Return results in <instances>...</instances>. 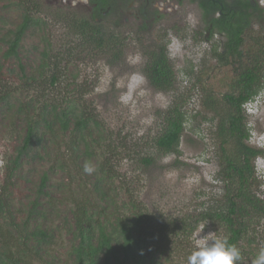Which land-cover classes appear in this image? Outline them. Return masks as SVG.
Here are the masks:
<instances>
[{"label":"rangeland","instance_id":"obj_1","mask_svg":"<svg viewBox=\"0 0 264 264\" xmlns=\"http://www.w3.org/2000/svg\"><path fill=\"white\" fill-rule=\"evenodd\" d=\"M114 1L118 2L115 14L93 20V0H0V91L11 93L0 100V198L11 217L8 214L0 222L19 223L24 229L10 241L20 240L21 246L15 248L26 264H74L73 208L85 200L92 211L106 210L111 221L116 213L141 218L143 235H148V247L160 264H187L195 233L209 244L228 235L223 223L200 219L203 211L222 203L224 182L218 180L222 158L224 152L235 153L234 142L224 141L219 129L220 121L233 112L223 96L239 91L231 87L234 69L213 55L214 46L222 50L224 38L205 37L196 3L154 0L153 7L162 16L152 19L137 14L144 0ZM259 3L264 7V0ZM25 13L37 22L27 31L19 56L6 58L8 44L3 36L22 22ZM86 20L90 24L82 32ZM95 21L103 32H115L123 39L119 58L113 59L108 42L98 45L92 33ZM255 22L245 52L257 45L253 36L264 42V21ZM161 42L168 45L176 70L170 90L156 89L143 74L151 47ZM32 73L35 82L30 80ZM47 74L59 75L55 86L44 78ZM208 96L217 100L215 108L205 106ZM45 100L49 106L60 104L70 110L78 106L80 115V109L88 113L90 136L85 140L89 139L90 148L81 141L73 149L68 141L73 123L65 133L57 123L55 135L43 123L38 142L21 155L9 179L6 170L23 145L27 118L38 113ZM177 104L186 113L180 154H166L155 142L166 111ZM244 113L250 134L247 143L264 150V85L244 106ZM86 162L95 168L91 174L83 171ZM253 164L252 190L264 199V154ZM44 176L45 187L39 193ZM98 183L107 192L106 200L95 189ZM35 201L38 205L30 214ZM180 220L197 226L186 233L173 224ZM248 221L241 264H252L264 247V214H253ZM37 228L48 229L52 236L39 253L37 239L30 240V246L20 239Z\"/></svg>","mask_w":264,"mask_h":264},{"label":"trees","instance_id":"obj_2","mask_svg":"<svg viewBox=\"0 0 264 264\" xmlns=\"http://www.w3.org/2000/svg\"><path fill=\"white\" fill-rule=\"evenodd\" d=\"M109 1L94 0L97 3V9L92 11L93 20L99 17L108 18V16L116 13L117 9L106 11V13L101 11L100 8L105 7ZM191 2L194 3L195 0H191ZM198 3L202 15L201 19L206 26L205 37L213 40L216 35H221L224 38L222 50L214 46V58L222 65H231L235 76L231 82V87L234 89L235 86L239 90L237 93L234 91L227 92L223 96L224 101L233 109V112L229 114L226 120H221L219 123L220 135L227 143L233 141L235 148L233 155L224 152L222 158L223 163L218 180H222L221 183L224 182L223 200L220 205L212 206V208L203 211L200 219L223 223L228 230V243L237 246L242 257H244L245 250L241 241L244 240L249 229L248 219L250 220L253 214H264V199H260L255 193L256 191L253 192L252 190L256 180V168L253 161L264 154V150L247 143L250 134L244 113V105L253 100L264 85V42L262 39L253 36L257 45L249 52H245L244 44L249 31L253 29L256 23L255 21H264V7L254 0H199ZM104 9L106 10V8ZM155 13L162 16L158 10ZM154 14L149 11L148 16L157 18ZM35 22L37 21L33 20L30 13H25L22 22L3 36V41L8 44L5 52L6 58L19 56L21 43ZM95 22V25L92 26V33L95 35L98 45L108 42L113 59L119 58L123 52L120 45L123 39L116 36L115 32L110 34L106 31L103 32L105 29L101 28L97 21ZM83 24L81 31L87 32L85 30L86 24H90V21L86 20ZM208 32L209 36L207 37ZM149 52L150 55L145 63L143 74L156 89L170 90L176 80V70L169 58L167 44L156 43ZM44 67L45 64L42 66V70ZM42 70L39 72L40 76ZM29 77L33 82L36 81L34 73L30 74ZM44 78L49 80L51 86H55L59 81L58 74H47ZM0 93H3L0 94V100H6L11 94L9 89L1 90ZM216 102L217 100L211 96L204 100L205 106L210 108H215ZM47 103L49 101L45 100V105L39 109V112L27 118L28 130L23 145L11 167L8 166L6 170V176L9 179L19 166L21 155L38 142V131L43 123L52 135L57 133V123L60 124L63 133L73 123L68 140L72 143L73 149L81 146V141L85 143L86 149L90 148L89 139L85 140V136L88 138L90 136V118L85 116L87 112L80 109L82 112L80 115L77 112L78 106L70 110L65 105L51 104L49 106ZM94 123L99 124L97 119L94 120ZM185 123L186 113L181 104L169 108L166 111L161 133L156 138L155 144L158 150L166 154L179 155ZM92 131L90 129V132ZM223 150L226 151L224 146ZM147 163H151V159H147ZM101 172L106 178H109L107 168L101 169ZM46 178L44 176L42 179L39 193L43 192ZM95 189L100 193L103 200L107 199V192L101 189L100 183L95 186ZM37 205L38 203L35 201L30 214L35 212ZM88 205V201L85 200L77 203L75 209L73 208L75 222L72 233L77 238V242L73 244L71 251L74 256V264H160L153 257L152 249L148 247V235H143L141 218L137 217L135 220L130 216L116 213L117 215L111 221L106 210L99 213L95 207L92 211ZM5 210L8 213L4 214ZM6 215L11 217V212L7 208L5 199L0 198V220ZM6 224L0 222V243L2 245H0L2 248V250L0 249V264H26L24 256L15 248L21 246L20 240L10 241L12 235L18 234L20 229L23 233L24 229L20 228L19 223H8V226ZM173 224L186 233H191L197 226H192L187 220H180ZM47 230L46 228H37L21 235L20 239L25 243V246H30V240L37 239L36 252L39 253L42 246L52 240V236L48 234ZM241 262L243 261L241 260L240 264Z\"/></svg>","mask_w":264,"mask_h":264},{"label":"clouds","instance_id":"obj_3","mask_svg":"<svg viewBox=\"0 0 264 264\" xmlns=\"http://www.w3.org/2000/svg\"><path fill=\"white\" fill-rule=\"evenodd\" d=\"M260 156L257 158H260ZM83 171L91 174L95 171V168L86 162ZM200 231L202 232V229ZM242 259L240 249L229 244L227 237L217 238L209 244L204 236H201L198 232L194 234L193 251L187 257V264H240ZM252 264H264V247L260 249Z\"/></svg>","mask_w":264,"mask_h":264},{"label":"flooded vegetation","instance_id":"obj_4","mask_svg":"<svg viewBox=\"0 0 264 264\" xmlns=\"http://www.w3.org/2000/svg\"><path fill=\"white\" fill-rule=\"evenodd\" d=\"M121 1L122 0H120L119 2H121ZM186 1L191 2V0H178V4H184ZM256 1L260 2L261 0H254V2H256ZM144 2H145L144 7H142V9H140L137 14H143V16H145V15L149 14V11L152 12V14H154V12H156L158 10L157 8L153 7V5L155 4L154 0H144ZM198 2H199V0H195L194 3H196L198 5L199 4ZM93 3H94V6H95L93 9H97V3L94 2V0H93ZM116 4L118 5V2L115 3L114 0H110L109 2L106 3L105 7H101L100 9H101V11L106 13V11L108 12V11H112L113 9H117ZM150 4H152L151 7H150ZM104 8H106V10ZM154 15L156 17L160 16L159 13H157V14L155 13ZM153 18H155V17L152 16V19ZM208 34H209V32L207 33V37L209 36Z\"/></svg>","mask_w":264,"mask_h":264}]
</instances>
